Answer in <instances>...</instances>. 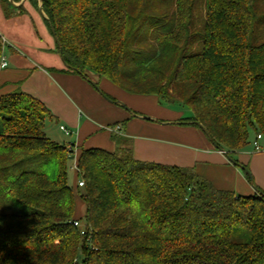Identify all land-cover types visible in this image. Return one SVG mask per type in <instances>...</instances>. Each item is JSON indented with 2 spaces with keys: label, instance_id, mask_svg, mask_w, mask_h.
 Returning a JSON list of instances; mask_svg holds the SVG:
<instances>
[{
  "label": "trees",
  "instance_id": "trees-1",
  "mask_svg": "<svg viewBox=\"0 0 264 264\" xmlns=\"http://www.w3.org/2000/svg\"><path fill=\"white\" fill-rule=\"evenodd\" d=\"M0 3L8 17L26 3L40 12V0ZM42 10L64 72L187 107L180 124L238 166L251 133L263 137L264 0H42ZM5 48L0 35V66ZM54 120L21 90L0 93V264H264L259 188L241 196L194 168L136 160L120 134L114 152L81 150L84 187L73 186L75 144L47 137Z\"/></svg>",
  "mask_w": 264,
  "mask_h": 264
},
{
  "label": "crops",
  "instance_id": "crops-1",
  "mask_svg": "<svg viewBox=\"0 0 264 264\" xmlns=\"http://www.w3.org/2000/svg\"><path fill=\"white\" fill-rule=\"evenodd\" d=\"M54 70L8 65L0 72V93L21 90L41 101L55 117L46 127H65L74 139L76 156L82 149L114 152L117 147L112 134H120L132 140L136 160L194 168L217 190L241 196L256 194V187L264 192V136L259 152L249 146L236 154L238 166L199 127L180 124L184 112L161 106L155 96L131 95L105 79L89 75L98 85L96 89L79 75L61 68ZM243 166L248 167V173ZM84 208V204L79 207V217Z\"/></svg>",
  "mask_w": 264,
  "mask_h": 264
},
{
  "label": "rangeland",
  "instance_id": "rangeland-1",
  "mask_svg": "<svg viewBox=\"0 0 264 264\" xmlns=\"http://www.w3.org/2000/svg\"><path fill=\"white\" fill-rule=\"evenodd\" d=\"M24 7V12H11L8 17V12L2 9L0 3V35L6 44L5 55L9 67L33 69L40 67L46 71L57 68L65 69V65L57 52L56 42L40 12L28 3ZM92 84L94 85L93 82ZM167 109L184 112L183 118L192 116V112L183 105H176L174 108ZM146 118L150 119L151 117L146 116ZM46 134L49 139L58 145L67 146L74 143V139L70 135L67 136L56 124L47 126ZM255 140L256 134L252 132L250 147L254 148L253 141ZM258 143L261 146L263 142L259 141ZM68 174L70 184L74 186L77 183L74 162L69 163Z\"/></svg>",
  "mask_w": 264,
  "mask_h": 264
},
{
  "label": "built area",
  "instance_id": "built-area-1",
  "mask_svg": "<svg viewBox=\"0 0 264 264\" xmlns=\"http://www.w3.org/2000/svg\"><path fill=\"white\" fill-rule=\"evenodd\" d=\"M1 70L5 69L8 67V61H7V58H6V55H5V52L4 54L2 55L1 57ZM60 130L63 131L67 136L71 135V133L63 126L60 127ZM117 131H119L117 129ZM262 139V136L261 135H258L256 140L253 142V147H254V150L255 152H259L260 151V146H259V141ZM69 150H71V148H69ZM77 156L75 155V149H74V164H75V172L77 174L78 172V169H77ZM77 184L80 188L84 187V182L83 181H77ZM75 227H80V224L79 223H75ZM82 235H84V232H82Z\"/></svg>",
  "mask_w": 264,
  "mask_h": 264
},
{
  "label": "water",
  "instance_id": "water-1",
  "mask_svg": "<svg viewBox=\"0 0 264 264\" xmlns=\"http://www.w3.org/2000/svg\"><path fill=\"white\" fill-rule=\"evenodd\" d=\"M25 1L26 0H23L20 4H15L14 2H13V0H10V2L12 3V5L13 6H15V7H20L21 5H23L24 3H25ZM39 10H40V14L42 15V17H44V18H46V16H45V14H44V12H43V10H42V0H40V8H39ZM51 30H52V33H53V35H54V37H55V32H54V28L52 27L51 28ZM56 39V38H55ZM55 41H57V40H55ZM61 60H62V62H63V64L65 65V67H67V65L64 63V61H63V57L61 56ZM107 100H109L110 102H113L112 100H110V99H107ZM221 153H223L228 159H229V161L230 162H234L233 161V159H231L227 154H226V152H224V151H222V150H219ZM250 179H251V177H250ZM257 191V190H256Z\"/></svg>",
  "mask_w": 264,
  "mask_h": 264
}]
</instances>
